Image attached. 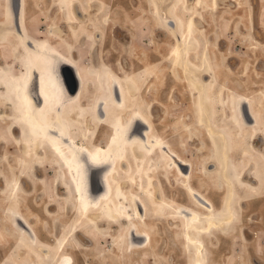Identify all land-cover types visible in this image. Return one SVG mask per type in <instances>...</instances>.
Here are the masks:
<instances>
[{
  "label": "bare ground",
  "instance_id": "6f19581e",
  "mask_svg": "<svg viewBox=\"0 0 264 264\" xmlns=\"http://www.w3.org/2000/svg\"><path fill=\"white\" fill-rule=\"evenodd\" d=\"M173 1L175 5L170 1L163 12L157 0L156 4L150 0L153 27L174 41L166 57L168 76L188 90L196 106L204 102L213 107L229 105L237 121L234 146L243 149L247 157L251 153L247 140H253L257 127L253 104L247 96L218 80L217 56L210 53L209 38L202 30L204 13L216 10L218 0ZM59 3L69 7L79 1ZM27 5V0H0V29L10 27L15 19L14 35L24 51L27 68L23 75L9 76L4 81L17 112L13 128L23 153L18 171L37 154V148L46 157L55 156L61 164V174L73 189L75 205L74 218L52 233L39 222L42 218L37 211L31 213L35 212L39 220L26 213L25 208L30 207L25 202L24 189L12 176L6 192L8 207L0 219L9 236L12 264H74V256L66 253L65 248L70 242L74 244L73 237L81 229L100 225L121 228L111 244V255L118 260L117 264L134 263V257L145 252L157 253L167 241L181 245L185 254L190 252L191 264H205L207 234L231 229L236 219L231 203L253 194H239L245 188L242 181L225 178L224 184L217 171L216 185L196 180L192 163L175 150L164 132H159L153 111L160 101L161 77L166 74L152 56H135L133 72L123 71L116 62L113 67L102 64L93 72L95 92L88 98L84 86L91 80L90 73L62 53L57 41L50 45L33 37L25 21ZM184 10L191 11L185 20L181 18ZM112 20L106 24L108 29L119 26L112 25ZM151 36L150 43L159 55L160 44L152 33ZM137 65L141 67L134 70ZM59 66L74 68L79 85L76 95L68 92L71 84L67 80V87L64 85ZM98 127L109 130L101 141L99 132L92 133ZM198 131L205 135L214 153L218 135L202 123L198 124ZM92 172L98 176L103 173L102 184L98 180L99 188L104 186L102 192L92 190ZM261 174L262 169L246 173L244 178H255L260 185ZM196 182L201 187L197 188ZM210 186L215 188L214 193H220V188L227 190L220 206L209 195ZM173 190L188 201L178 202ZM55 203L58 213L61 203ZM47 212L45 208L44 215ZM53 221L54 225H61L57 217Z\"/></svg>",
  "mask_w": 264,
  "mask_h": 264
},
{
  "label": "rangeland",
  "instance_id": "374dc122",
  "mask_svg": "<svg viewBox=\"0 0 264 264\" xmlns=\"http://www.w3.org/2000/svg\"><path fill=\"white\" fill-rule=\"evenodd\" d=\"M59 1L48 0L47 10L44 9L45 6H39L37 13H30L32 19L38 21V25L42 24L46 28L47 33L44 38L35 32L32 35L50 45L57 41L61 45L62 53H67L90 73L88 76L91 80L84 86L88 98L95 92L93 72L102 64L113 67L116 62L122 66L123 71L133 72L131 68L135 56L143 53L152 56L153 62L166 74L161 77L158 97L160 101L153 111L159 132H164L163 136L175 150L192 163V175L196 180H208L211 186L216 185L217 171L220 172L224 184L225 178L242 181L245 188L240 189L239 194H253L231 203L236 214L231 229L223 233L212 230L207 234L205 264H264V196L259 197L264 195V0H238L239 3L237 0H218L216 10L205 12L202 23V30H205L209 45L211 44L210 53L217 56L218 80L226 87L247 96L253 104L257 127L253 140H247L251 150L247 157L243 149L234 146L233 135L237 121L229 105L213 107L206 102L203 105L198 102L196 106L194 101L191 102L188 90L168 76L169 63L166 57L174 41L166 33L153 27L150 20V0H78V4L69 7L61 5ZM170 1L174 6L173 0H157L159 9L165 12ZM152 2L156 4V0ZM99 7L103 8L99 10ZM25 13L26 21L27 7ZM190 13V10H184L181 18L185 20ZM110 18L113 19L112 25L114 23L119 26L110 24L112 28L108 29L106 24ZM14 28L11 25L2 29L8 31L6 35L18 44L14 38ZM150 31L160 44L159 55L150 43ZM2 52L10 61L16 56V76L27 71L24 57L16 54L13 47L7 46ZM140 67L141 65H137L134 70ZM0 96V219L8 207L7 185L13 176L24 189L25 202L30 207L25 208L26 213L34 220L38 219L37 213L42 218L41 221L38 219L39 222L55 233L56 228L61 230L74 218L73 189L67 178L61 174V164L55 160V156L48 157L46 154V157L38 148L37 154L20 168L21 172L18 171L19 159L23 153L17 131L13 128V120L17 116L15 102L7 91L0 92ZM197 122L213 129L218 135L214 153L205 135L198 131ZM97 132L99 141L109 134L107 128L98 127L92 133L94 135ZM223 139L226 142L223 143ZM260 169V177L263 179L260 185L255 182V178H244L246 173L250 175ZM196 185L197 188L201 187L199 182ZM211 186L207 191L209 190V195L220 206L227 190L220 188V193H214L215 188L213 190ZM178 194V191L174 192L178 202L188 201L187 197L183 199ZM55 202L61 203L58 213ZM45 208L48 212L44 215ZM56 217L61 225H54L53 220ZM120 229L119 226L102 225L81 229L73 237L74 244L70 242L65 251L74 256V264H117L118 260L111 255V244L113 238L121 232ZM8 241L9 236L0 224V264H12L13 257L10 254L13 252L9 249ZM180 246L167 241L157 253H142L134 257L132 263L191 264L190 252L186 251L185 254L184 248Z\"/></svg>",
  "mask_w": 264,
  "mask_h": 264
},
{
  "label": "flooded vegetation",
  "instance_id": "af4514ba",
  "mask_svg": "<svg viewBox=\"0 0 264 264\" xmlns=\"http://www.w3.org/2000/svg\"><path fill=\"white\" fill-rule=\"evenodd\" d=\"M27 4H28L27 5L28 15H27L26 22L28 25V29L31 30L30 32H35L41 35L42 38H44V36H46L47 34L46 28H44L42 24L38 25V21L36 22L34 19H32V16L30 15V13H34V12L37 13L36 10H38L39 6H42V7L45 6L44 9L47 10L48 0H27ZM39 10H41V8ZM12 22H13V26L15 27L14 32H16L15 19ZM6 34H8V31H4L3 29H0V70H5L6 72V73H0V92L8 91V89L5 86V82H4L6 78L9 76H16V63L14 61L16 60V56L14 57L13 61L12 60L10 61V59L5 57V54L2 52V50L5 49L7 46L9 48L13 47L16 54H19L20 57L22 58L25 57L24 51L20 47V45L14 42L12 39H10V37H8V35ZM14 38L16 39V37ZM22 54H24V56H22ZM66 74H67V71L63 70L64 85L67 87L66 82L67 80L70 79V77L68 74L67 75Z\"/></svg>",
  "mask_w": 264,
  "mask_h": 264
},
{
  "label": "water",
  "instance_id": "95a60500",
  "mask_svg": "<svg viewBox=\"0 0 264 264\" xmlns=\"http://www.w3.org/2000/svg\"><path fill=\"white\" fill-rule=\"evenodd\" d=\"M63 70L64 71L66 70L67 74L70 77V79L68 81L70 82L71 87H70V90L68 92L72 96L76 95L77 92H78V89H79V85H78V80H77L76 72H75L74 68H63L62 69L61 66H59L58 74H60V76L64 80V78H63ZM88 174L90 175V171H89ZM102 175H103L102 172L99 173V176H98V174L96 172H92V190L93 191H98L99 190V192H102L104 190V186L101 185L100 188H99V183H98V180H99V181H101V184H102ZM89 185H90L89 191L93 194V191H91V184L89 183Z\"/></svg>",
  "mask_w": 264,
  "mask_h": 264
}]
</instances>
